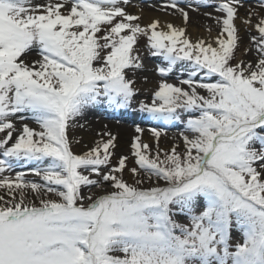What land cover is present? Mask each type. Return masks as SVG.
Masks as SVG:
<instances>
[{"label": "snow or ice", "instance_id": "6c2138e0", "mask_svg": "<svg viewBox=\"0 0 264 264\" xmlns=\"http://www.w3.org/2000/svg\"><path fill=\"white\" fill-rule=\"evenodd\" d=\"M130 2L0 0V264H264V0L242 21L258 33L254 61L236 60L243 0L205 13L214 41L142 25ZM201 6L212 5L163 10L187 25ZM141 38L166 65L147 100L133 78ZM178 65L187 78L170 82ZM102 104L154 122V146L137 125L113 166L118 137L105 125L75 151ZM181 124L180 143L162 149Z\"/></svg>", "mask_w": 264, "mask_h": 264}, {"label": "bare ground", "instance_id": "6f19581e", "mask_svg": "<svg viewBox=\"0 0 264 264\" xmlns=\"http://www.w3.org/2000/svg\"><path fill=\"white\" fill-rule=\"evenodd\" d=\"M142 1L147 2V0H131L130 4L126 7V10L130 14L141 17L142 25H148L154 20H159L161 25L172 23L177 27H186L187 35L190 36L193 41L199 39L214 41L220 30L215 20L210 19L205 13H212L213 16L221 14L212 11L209 7L201 6L198 12L190 11V20L187 25H185L183 18L179 14L172 15L170 14L171 10L164 11L162 7L157 5L145 6ZM34 2L46 3L47 0H34ZM184 2L185 1L182 0V3ZM192 2L194 4H200L194 1ZM259 2L260 0H243L244 6L239 10L241 20H238L237 24L241 33L239 32L240 44L237 52L240 53L241 60L244 61H254L256 59L255 45L252 43L251 36H249L248 33H258L255 29L248 28V26L242 21L248 15L249 9L262 11L259 8ZM253 20L255 22L256 18L254 17ZM209 29H211V31H209ZM248 48H252L253 50L251 52H246V49ZM140 54L144 58L145 67L143 70L136 72L133 78L137 80V87L140 89L138 99L147 100L150 97L151 90L156 87L159 80L157 68L166 65L162 61V58L152 57L150 51H140ZM28 59L29 61L38 59L36 52H33ZM149 72H155L156 76L149 75ZM187 72L188 70H185L183 66L178 65L177 70L169 78L170 82L176 83L179 79L187 78ZM145 78H147V82L145 81ZM81 122L86 123L87 127L76 131L74 139H79L81 141L79 144L74 143V149L77 152L86 151L93 146L95 140L99 139L98 133L105 130V125H107L108 131H111L118 137V147L115 150V156L117 157L122 155L130 156V146L134 136L137 135L135 132V127L137 125L145 129L143 140L145 142L153 143L154 146V140L150 129L154 127L155 124L151 121H142L139 113L130 111L129 113L124 114L123 111H114L112 108L108 107L107 104H102L96 108L90 109L85 119ZM32 126L35 127L36 125L33 123ZM182 130L183 124L168 127L166 129L167 136L161 138V148L167 150L174 143H180L178 136L179 132ZM27 168V166H20L16 171H25ZM29 178L38 179L35 177ZM126 178H128V176Z\"/></svg>", "mask_w": 264, "mask_h": 264}, {"label": "rangeland", "instance_id": "374dc122", "mask_svg": "<svg viewBox=\"0 0 264 264\" xmlns=\"http://www.w3.org/2000/svg\"><path fill=\"white\" fill-rule=\"evenodd\" d=\"M186 2V0H183ZM196 3H205V4H210L212 6H209V9H211L212 11H214V7L215 5L219 2V0H192ZM142 3L145 5V6H151V5H157V6H160L163 8V5L167 3V0H147V2L145 1H142ZM260 3V2H259ZM127 7V6H126ZM141 23V21H140ZM241 33V32H240ZM239 33V34H240ZM249 36L253 37V36H257L258 34H253V33H248ZM139 48H140V51H144V52H149V49L146 47V40L141 38L140 42H139ZM236 60L239 61L241 60V56H240V53L236 52ZM149 75H155L156 76V73L155 72H149L148 73ZM75 150V149H74ZM119 157L117 156H114L113 157V160H112V164L113 166L116 165L117 161H118ZM129 165L132 166V159H130L129 161ZM28 167V166H27ZM25 171H29V167L25 170ZM126 177H127V174H126ZM125 177V178H126ZM127 179V178H126Z\"/></svg>", "mask_w": 264, "mask_h": 264}]
</instances>
